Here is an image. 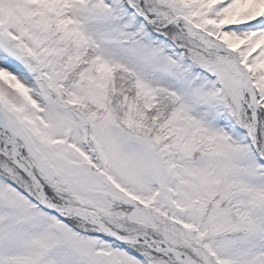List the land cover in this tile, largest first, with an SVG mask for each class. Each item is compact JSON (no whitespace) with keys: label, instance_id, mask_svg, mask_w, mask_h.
Wrapping results in <instances>:
<instances>
[{"label":"snow or ice","instance_id":"6c2138e0","mask_svg":"<svg viewBox=\"0 0 264 264\" xmlns=\"http://www.w3.org/2000/svg\"><path fill=\"white\" fill-rule=\"evenodd\" d=\"M0 264H264V0H0Z\"/></svg>","mask_w":264,"mask_h":264}]
</instances>
